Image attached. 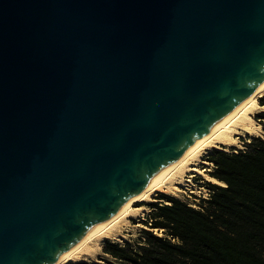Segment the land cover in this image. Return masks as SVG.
Returning <instances> with one entry per match:
<instances>
[{"label":"water","instance_id":"obj_1","mask_svg":"<svg viewBox=\"0 0 264 264\" xmlns=\"http://www.w3.org/2000/svg\"><path fill=\"white\" fill-rule=\"evenodd\" d=\"M263 81L264 0H0V264L53 263Z\"/></svg>","mask_w":264,"mask_h":264},{"label":"trees","instance_id":"obj_2","mask_svg":"<svg viewBox=\"0 0 264 264\" xmlns=\"http://www.w3.org/2000/svg\"><path fill=\"white\" fill-rule=\"evenodd\" d=\"M255 118L264 132V110ZM206 159L214 165L209 175L224 185L205 183L209 195L200 197L198 207L158 193L135 245L105 241L109 264H264V133L243 148H215Z\"/></svg>","mask_w":264,"mask_h":264},{"label":"bare ground","instance_id":"obj_3","mask_svg":"<svg viewBox=\"0 0 264 264\" xmlns=\"http://www.w3.org/2000/svg\"><path fill=\"white\" fill-rule=\"evenodd\" d=\"M262 96H264V81L146 187L51 264H67L92 259L104 240L117 238L132 218L140 216L145 211L144 202L153 200L160 192L176 195L181 187L193 182V175L197 174L206 180L224 185V182L206 172L202 166L206 163L204 156L215 148L229 151L230 147L240 145L241 136L254 135L262 128L255 118L257 112L264 110V105L260 103Z\"/></svg>","mask_w":264,"mask_h":264},{"label":"rangeland","instance_id":"obj_4","mask_svg":"<svg viewBox=\"0 0 264 264\" xmlns=\"http://www.w3.org/2000/svg\"><path fill=\"white\" fill-rule=\"evenodd\" d=\"M263 133L264 132L261 128L254 135H263ZM251 136H253V135L241 136L240 137V145L230 147L229 151H231L232 148H243L244 142L249 141V138ZM210 152H208L204 156V160L206 161V163L202 164V166L206 169V172L208 174L210 171L213 170V166H214L212 162H209L206 159V156ZM193 179L194 180L192 183H189L185 187H181V190L176 195H172V194H169V195L178 197V198L186 201L187 203L191 204L192 206L198 207L200 197H207L209 195L210 190L205 186V183H207L209 180H206L204 177L197 175V174L193 175ZM166 194H168V193H166ZM157 197H158V194L153 198V200L144 202V204L146 206L145 211H143V213L140 216H138L136 218H132L130 220V222L123 227L121 235H119L117 238L106 239V240L115 241V242H118L120 244H124L127 241V242H130L131 244L135 245L136 242L139 241L140 238L144 235L143 229L146 227V225L143 223V220L147 217V215L151 211V207L149 204L153 203V202L160 201ZM138 204L140 205L141 203L139 202ZM155 233L162 235V232H159L158 230H155ZM106 240H104L101 243V245L98 247L96 255L88 261H95V262H98L100 264H109L108 261L113 260V258L110 255L104 253V251H103V246H104V243Z\"/></svg>","mask_w":264,"mask_h":264}]
</instances>
